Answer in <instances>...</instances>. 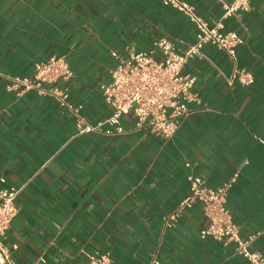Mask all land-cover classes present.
Segmentation results:
<instances>
[{
    "label": "crops",
    "instance_id": "obj_1",
    "mask_svg": "<svg viewBox=\"0 0 264 264\" xmlns=\"http://www.w3.org/2000/svg\"><path fill=\"white\" fill-rule=\"evenodd\" d=\"M215 26L219 0H183ZM231 2L232 0H223ZM244 41L235 59L206 46L186 63L196 77L197 101L175 136L79 135L57 101L35 91H9V77L31 78L34 66L65 58L75 77L70 101L91 124L112 109L101 86L116 61L147 51L159 39L179 51L196 41L190 20L162 0H0V188H17L19 212L0 240L14 264H87L110 253L112 264H250L236 244L202 239L201 205L173 227L165 218L185 199L189 177L216 190L233 179L226 207L241 239L264 257V0L225 21ZM160 59V55L156 56ZM251 73V86H229L234 70ZM127 129L134 124L125 119Z\"/></svg>",
    "mask_w": 264,
    "mask_h": 264
},
{
    "label": "built area",
    "instance_id": "obj_2",
    "mask_svg": "<svg viewBox=\"0 0 264 264\" xmlns=\"http://www.w3.org/2000/svg\"><path fill=\"white\" fill-rule=\"evenodd\" d=\"M222 3L223 16L218 24L210 25L198 15L196 9L183 0H162L185 15L193 24L196 41L184 51H179L169 39H159L147 51L131 52L122 58L113 53L116 61L109 84L101 86L104 102L112 109L110 117L97 124H91L83 116V105L70 101V84L75 73L65 58L51 57L34 66L31 78L9 77V91H35L42 97H50L65 108L75 119L79 135L101 133L124 136L131 132H150L165 140L172 139L182 122L189 116V104L197 101L194 92L197 79L184 74L186 63L194 58H203V49L213 47L235 59L243 39L234 31L225 29V21L238 17L250 6V0H232ZM160 55V59L156 56ZM226 83L233 86H251L254 76L245 70H234L225 76ZM132 117L133 127L127 129L124 121ZM236 179L216 190L209 189L205 182L196 176L189 177L190 189L177 209L165 218L166 227H173L187 210L201 205L208 227L200 233L202 239L211 238L219 243L236 244V253L250 264H264V257L250 250L255 237L243 240L239 227L226 207L228 194ZM0 183H5L0 179ZM20 194L17 188H0V236L9 230L19 209L16 199ZM87 264H112L111 254L96 253L87 257ZM40 258L36 264L44 263ZM0 264H14L11 251L0 240ZM148 264H160L156 256Z\"/></svg>",
    "mask_w": 264,
    "mask_h": 264
}]
</instances>
